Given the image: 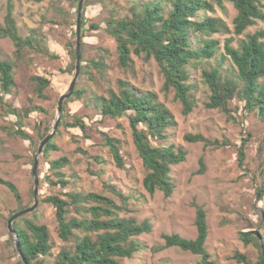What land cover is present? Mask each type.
<instances>
[{
    "label": "trees",
    "instance_id": "obj_1",
    "mask_svg": "<svg viewBox=\"0 0 264 264\" xmlns=\"http://www.w3.org/2000/svg\"><path fill=\"white\" fill-rule=\"evenodd\" d=\"M74 1L78 3V0ZM96 1L102 10L107 9L103 21L104 31L116 42L118 64L124 72L131 76L135 74L132 54L145 62L153 59L164 79L162 90L172 91L173 98L181 104V112L187 115L196 105L192 69L200 67V75L209 91L203 103L206 108H219L232 119H235L233 112L241 108L245 116L255 114L264 123V42L261 40L264 30L246 33L236 47L232 44L233 37H226L223 51H220V39L212 37L214 34L228 33L241 35L258 20H264V4L261 0H131L124 8L113 5L109 7V0ZM224 1L230 2L236 10L232 30L222 18L207 14L214 11L215 5L223 7ZM87 2L89 0H85L82 14L83 38L87 30ZM99 27L98 23L89 25L90 29ZM37 30L32 29L28 35L22 36L14 16L13 0H6L5 14L0 22V38L7 37L12 41L15 61L20 60L27 49H40ZM68 45L70 48L67 53L75 56V44ZM53 57L56 55L53 54ZM74 66L72 63V71ZM85 66L88 69L81 73H86L92 81H104L108 65L101 55L87 60ZM14 68L13 61L0 59V100L10 94L16 85ZM89 68L94 69L95 74ZM31 80L35 83L37 96L43 97V91L50 85V80L43 75H32ZM75 100H80L82 107L90 113L74 112L70 120H66L69 103ZM38 110L48 114L46 109L38 105L28 104L22 108L7 105V111L16 117L17 128L12 133L29 140L33 148L46 136L48 127L38 120L32 134L22 129V120ZM63 111L60 125L65 129L78 128L81 132L80 135L71 133V138L76 143V152L87 157V171L92 176L99 175L90 167L91 159L98 161L99 155L89 154L81 141L92 138L89 131L93 117L99 116L98 122L125 117L136 153L144 168V189L149 194L160 190L165 197L171 196L175 188L170 175L171 166L183 162L187 150L168 140V131L176 125V120L155 91L141 88L127 79H118L117 89L108 87L105 93H94L86 87L75 86L72 95L63 102ZM98 132L116 167L125 168L121 139L104 130L98 129ZM251 137L252 132L247 130L237 146L236 161L239 168H246ZM183 139L187 142H203L205 147L213 148L230 144L227 139L210 140L201 133H185ZM259 140L258 155L264 146V134ZM56 149L57 146L50 140L41 157L46 158L50 150ZM68 162L66 156L45 160L48 164L46 172L43 176L38 173L41 183L47 184L50 190L47 195L40 197V201L53 206L58 237L65 242H72L59 250L53 264H124V259L133 258L143 248L136 238L150 233L152 223L148 219L140 221L132 215H119L120 212L130 211L133 196L112 182L102 180L103 189L107 193L76 189L61 171ZM198 165L193 174L205 171L202 156L198 159ZM263 169L264 159L260 171ZM0 183L12 192L18 202V207L11 210L9 216L29 206L21 204V194L12 182L0 178ZM258 192L261 198L264 195V178L256 189ZM192 204L195 208V236L187 238L178 233H163V243L153 250L175 247L198 255L196 264H218L206 249V210L195 201ZM248 222L249 227L258 228L259 233L255 234L253 229H240L239 238L244 245L252 244L256 247L257 257L252 260L245 253L235 252L232 258L243 264H264V207L257 213L255 222ZM12 227L27 260L31 264H48L46 256L50 255L52 249L48 227L32 219H24V226L15 220Z\"/></svg>",
    "mask_w": 264,
    "mask_h": 264
},
{
    "label": "rangeland",
    "instance_id": "obj_2",
    "mask_svg": "<svg viewBox=\"0 0 264 264\" xmlns=\"http://www.w3.org/2000/svg\"><path fill=\"white\" fill-rule=\"evenodd\" d=\"M131 0H109L110 6L122 7L129 5ZM264 4V0H261ZM14 16L19 33L28 35L32 29H38L36 36L40 40V49H27L20 60L14 59L12 41L5 37L0 38V59H8L15 63L14 77L16 85L12 92L0 100V178L12 182L21 194V204L33 203L34 179L32 165L37 149L32 147L29 140L13 134L17 128L16 117L7 111V105L26 107L38 105L46 109L34 111L29 117L22 120V129L33 134L36 121L41 120L48 132L53 129L57 119L56 106L60 95L67 91L73 77L72 63L75 65V56L67 53L68 44L74 43L76 38V7L74 0H13ZM6 0H0V22L5 14ZM223 7L215 5L213 12H207L222 18L232 30V19L236 14L233 5L223 2ZM84 8V6H83ZM86 28L82 46L81 70L77 79L78 87H86L94 93H105L110 87L117 89L118 79H127L141 88H149L158 94L159 99L170 109L176 120V125L169 129V141L182 145L187 150L186 159L171 166V177L175 188L171 196L165 197L160 190L149 194L142 185L144 168L136 153L131 130L125 117L116 120L98 122L95 116L90 123L92 138L81 141L89 154L99 155V160L91 159L90 166L99 175L92 176L88 171L87 157L75 150L76 143L71 133L80 135L78 128L65 129L59 121L58 128L50 139L56 150H50L46 158L41 154L38 157L40 175L46 172L48 164L45 160L66 156L68 164L61 171L71 181L76 189L84 191H103L102 180L114 183L126 194L132 195L130 211L120 212V216H135L138 220L148 219L152 223L150 233L141 234L136 239L143 248L131 259H124V264H196L199 256L179 248L169 247L153 250L163 243V233H178L183 237L193 238L196 234L194 216L195 201L204 206L207 213L208 237L206 249L218 264H243L232 258L235 252L245 253L255 260L257 249L252 244L244 245L239 238V230H258L250 228L248 220L255 222L257 213L264 207V195L256 193L258 185L262 184L264 169L260 171L264 159V146L260 155L257 153L260 137L264 134V123L260 122L255 114L245 116L239 108L234 111L235 119L228 118L219 108H206L203 103L208 95L200 67L192 69V83L196 105L193 110L184 115L181 104L173 98V92H164L163 76L158 64L153 60L147 62L132 54L135 60V74L124 72L118 64V53L115 40L104 31V19L107 9H101L96 0H89L85 5ZM91 23L100 25L97 29H90ZM264 30V20H258L255 25L248 27L241 35L233 33L214 34L212 37L221 41L220 51L226 37H233V46H238L246 33ZM75 33V35H74ZM264 42V37L261 39ZM53 54L56 57H53ZM101 55L108 65L104 74V81H92L86 73L89 59ZM89 70L95 74L94 69ZM32 75H43L50 80V85L43 91V97L37 96ZM69 114L65 119L70 120L74 112L90 113L82 107L80 100L69 103ZM104 130L111 136L118 137L123 142L126 166L123 169L116 167L108 150L102 144L101 134ZM252 132L246 168L237 166L236 150L246 131ZM185 133H201L210 140H229L230 144L219 148L205 147L203 142H187L183 139ZM82 140V139H81ZM202 156L205 171L193 174L199 167L198 159ZM39 202L37 207L29 213L17 218L19 225L24 226V219H32L45 224L50 233L52 249L46 256V262L53 264L56 254L63 246L72 242L61 240L56 233V220L52 205L41 202L40 197L47 195L50 190L47 184L39 182ZM18 207V202L12 192L0 183V264H23L15 250V236L7 227V219L11 210ZM15 221V220H14Z\"/></svg>",
    "mask_w": 264,
    "mask_h": 264
},
{
    "label": "water",
    "instance_id": "obj_3",
    "mask_svg": "<svg viewBox=\"0 0 264 264\" xmlns=\"http://www.w3.org/2000/svg\"><path fill=\"white\" fill-rule=\"evenodd\" d=\"M85 0H78L77 7H76V38H75V66H74V74L73 77L70 81V84L68 86V89L66 92L62 93L57 101V106H56V112H57V119L54 123L53 129L46 134V136L39 142L37 149L34 154V159H33V165H32V176L34 179V187H33V203L32 205L28 207H24L22 209L17 210L14 212L12 215L9 216L7 219V227L8 230L14 234L15 236V247L16 250L20 256V259L23 264H31L27 258L24 256L22 253L19 243L17 241V236L15 235V230L12 227V223L14 220L17 218L23 216L26 213L32 212L36 207L39 202V192H38V187H39V176H38V157L42 153L44 147L46 144L50 141V139L53 137L54 133L56 132L60 118L62 116L63 112V102L65 99L70 97L74 91L77 79L80 74L81 70V60H82V46H83V33H82V14H83V6H84ZM259 231L255 230V234H258Z\"/></svg>",
    "mask_w": 264,
    "mask_h": 264
}]
</instances>
